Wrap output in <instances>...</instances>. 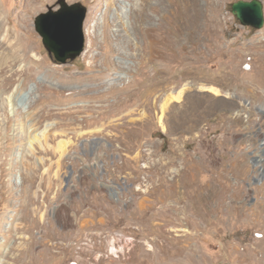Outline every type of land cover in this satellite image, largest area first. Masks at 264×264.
<instances>
[{"label": "rangeland", "instance_id": "1", "mask_svg": "<svg viewBox=\"0 0 264 264\" xmlns=\"http://www.w3.org/2000/svg\"><path fill=\"white\" fill-rule=\"evenodd\" d=\"M57 1L0 0V85L13 75L0 87L11 99L0 98V264H264V24H240L231 6L241 0H200L204 32L183 47L202 50L203 71L172 70L113 113L62 117L72 79L105 66L102 44L84 54L88 32L96 22L98 39L121 31L103 28V16L118 23L121 12L128 26L133 0H65L87 9L84 50L66 64L33 26ZM113 58L136 74L133 61ZM118 77L135 88L125 71L103 88L122 87Z\"/></svg>", "mask_w": 264, "mask_h": 264}, {"label": "bare ground", "instance_id": "2", "mask_svg": "<svg viewBox=\"0 0 264 264\" xmlns=\"http://www.w3.org/2000/svg\"><path fill=\"white\" fill-rule=\"evenodd\" d=\"M115 1L108 0L107 7L114 6ZM115 15L118 23L110 21L112 20L110 17L105 16L104 18L103 16V28L109 29L110 25L116 24L117 27L122 29L113 33L112 37L104 30L103 38L98 39L94 32L97 22L92 27L93 30L88 32V36L92 41L84 54L86 56L89 55L102 44L106 50L105 66L102 67L96 63L92 65L91 63L87 69L89 73L86 76L72 79L79 82L78 88L72 91L68 107H65L64 111H61V109L57 110L60 116L64 117L69 111L74 109L76 112H95L105 109L104 114L113 113L115 103L119 102L121 98L129 94V100L134 98L139 101L145 95L143 88L147 84L157 88L161 83L162 77L167 76V79L170 80L169 74L172 70H180L181 79L189 77L195 64L198 65L200 71H203L202 50L198 49L199 51L194 53L193 51L184 50L183 47V43L190 41V37L195 33L199 37V34L204 32V6L200 0H169L168 2L167 0H133L128 16V26L121 12H116ZM107 38L112 42L116 41L117 46H109ZM123 44H125V49L124 47L120 48ZM115 53L126 60L130 59L133 61L136 74H133L132 66L125 68L124 63L115 61L113 58ZM164 64L165 69H167L165 72L162 67ZM113 71H125L127 75L135 78V88L129 93L126 92L123 87L125 83L124 77H118L123 80L121 82L122 87L107 85V89L103 88V77ZM11 77L6 78L0 87L5 89ZM137 77L140 78L138 82H136ZM17 87V90H20V84ZM188 87L189 85L186 84L177 95H169L165 103L168 104L170 101L181 99L182 94H185ZM8 97L5 98L1 95L0 98L4 104L5 102L7 104V102L11 101ZM49 103L50 101L48 100L47 104H45V119L54 114ZM96 103H104L107 106L106 108L94 106ZM187 112L188 110L185 109L184 114Z\"/></svg>", "mask_w": 264, "mask_h": 264}, {"label": "water", "instance_id": "3", "mask_svg": "<svg viewBox=\"0 0 264 264\" xmlns=\"http://www.w3.org/2000/svg\"><path fill=\"white\" fill-rule=\"evenodd\" d=\"M231 9L243 27L255 30L263 27V5L260 0H241L234 3ZM86 14L87 9L81 3L68 5L65 0H58L53 7H48L46 12L35 17L34 30L55 62L66 64L83 52V23Z\"/></svg>", "mask_w": 264, "mask_h": 264}]
</instances>
